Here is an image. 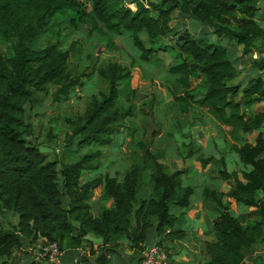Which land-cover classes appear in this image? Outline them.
I'll list each match as a JSON object with an SVG mask.
<instances>
[{
	"label": "trees",
	"instance_id": "16d2710c",
	"mask_svg": "<svg viewBox=\"0 0 264 264\" xmlns=\"http://www.w3.org/2000/svg\"><path fill=\"white\" fill-rule=\"evenodd\" d=\"M125 2L0 0V40L12 45L10 56L0 52V214L18 216L12 228L0 227V260L9 259L24 242L33 246L38 240L57 244L62 256L64 250L79 249L84 244L92 247L89 238L93 237L101 240L102 248L95 260L87 262L110 264L109 252L116 251L124 240L142 253L144 245L162 247L163 242L181 240L186 233L175 229V223L191 209L195 189L182 183L183 171L169 169L165 152L153 153L139 143L143 154L120 181L105 176L81 182L86 164L100 157L102 148L112 145L120 123L133 116L132 109L122 113L117 106L120 93L130 101L129 94L119 89L120 85H130L129 66L110 62L100 68L99 77L106 85L100 98L93 95L81 116L67 120L71 127L66 136L68 146L78 138L81 146L98 147L94 154L59 170L56 161H49L29 143L32 126L25 105L34 93L53 85L58 100L71 94L84 76L70 67L73 45L64 49L61 40H56L41 50L33 48L41 32L67 24L73 31L87 29L93 40L124 36L145 64H150L157 52L155 45H164L168 35L174 37L169 50H175L176 56L166 75L177 112L194 110L228 127L239 143L231 145V152L243 165L239 174L220 170L219 178L233 185L228 195L209 188L201 194L204 201L214 204L216 212L214 241L204 246L203 264H245L254 246L264 242V112L255 110L264 103V28L256 20L258 0H157L148 6L139 2L135 11ZM186 20L209 27L219 42L194 37L186 28L181 31ZM142 33L146 34L145 41L139 37ZM222 39L240 48L242 57L251 58V69L245 71L251 77L241 88L229 86L238 69ZM253 54L258 58L253 59ZM200 78L204 90L196 98L191 83ZM239 93L241 99L236 101ZM253 132L257 133L253 144L241 140ZM213 161L212 156L198 160L203 170ZM146 171L152 187L147 199L139 196ZM99 190L102 201L110 202V207L93 216L90 200ZM233 205L254 209L255 219L246 223L232 212ZM171 206L181 213L172 214ZM150 232L154 233L153 244L148 243ZM135 261L140 264V255Z\"/></svg>",
	"mask_w": 264,
	"mask_h": 264
},
{
	"label": "rangeland",
	"instance_id": "374dc122",
	"mask_svg": "<svg viewBox=\"0 0 264 264\" xmlns=\"http://www.w3.org/2000/svg\"><path fill=\"white\" fill-rule=\"evenodd\" d=\"M141 1L147 6L149 3H157V0H126L125 6L128 5L126 7L135 11L136 4ZM262 1L258 8L261 9V14H264V0ZM262 19L256 18L264 28V19ZM180 28L181 31L186 28L192 36L204 38L210 43L219 42L209 27L194 20H186ZM139 37L142 41L147 39L145 33ZM56 40H61L64 49H69L71 45L74 46L75 52L70 55V67L73 72L84 74L80 79L81 84L71 94L58 100L55 99L57 88L53 85L47 86L44 92L34 93L33 99L25 105V114L27 121L32 126V134L28 138L29 143L37 146L49 161H56L59 170L79 162L84 156L92 155L98 150L95 145L81 146L78 143V138H74L72 144L68 146L66 136L71 133V127L67 120H76L81 116L93 95L100 98L99 94L105 90L106 85L99 77L98 71L110 62H117L129 66L132 75L129 86L120 85L119 87L121 92L125 91L129 94L130 101H127L126 97L120 93L117 106L122 113H125L129 108L132 109L133 116L125 118L120 123V132L113 137L112 145L102 148L101 156L86 164L81 175V182L84 184L96 177L104 178L105 176L116 177L120 181L130 165L142 156L143 150L138 145L142 143L153 153L165 152L171 171H183L182 183L195 189V194L191 199L194 213L198 207H201L203 199L200 197L205 188L226 192L224 193L226 195L230 193L233 189L232 183L221 180L219 172L222 169L228 173L239 174L241 172L243 165L239 162L237 155L231 152V145L239 143L231 137L228 127L220 126L209 115H201L194 110L187 114L177 112L171 94L172 85L167 81L166 75V69L176 56L175 50H169L175 40L172 35H168L164 39V45L154 46L157 52L150 58V64L139 61L137 52L124 36H112L108 41L106 39L93 40L92 34L88 35L87 29L73 31L67 24L61 28L51 27L41 32L33 48L41 50ZM221 42L227 46L229 57L238 69V74L229 83V86L239 85L241 88L251 77L250 72H245L251 69V58L242 57L240 48L225 39H222ZM11 46L10 42L0 40V52L5 56L12 54ZM252 58H258V56L253 54ZM191 88L195 89L196 98H199L204 90L203 78L193 80ZM240 99L241 94L239 93L235 100L239 101ZM255 108L256 111L264 112V103ZM256 134L253 132L241 140L253 144ZM209 156L214 157V161L203 171L198 160L200 157ZM219 160L224 162V165ZM148 179L149 172L146 171L143 174L142 190L139 195L145 199L149 198L152 193ZM227 199L228 196L224 197V200ZM90 206L93 216H97L101 208L110 207V202L102 201L99 190L93 193ZM170 210L175 215L181 212L175 206H171ZM202 212H199L200 216ZM17 221L18 216L16 215L0 214V227L12 228ZM152 222L155 224L156 220L154 219ZM205 225L206 222L203 227ZM197 227V221L191 218L175 223V229L181 228L187 231L186 241L192 240L193 236L200 231ZM153 235L154 233L150 232L149 244L155 242ZM89 239L92 240V247L84 244L85 246L79 249L64 250L58 264H85L89 263L88 260H95L96 253L102 248V242L98 238L90 237ZM184 241L182 242L184 243ZM186 241L185 243H187ZM166 245L167 242H163L162 247L164 248L162 249L170 262L168 264H201V261L192 255L194 252L195 254L197 251L200 252V249L204 250L201 243L196 242L193 245H188L189 249L186 251L181 247L184 250L182 253L179 248L174 246L169 248ZM148 246L151 245H144V248ZM132 252L135 255L130 257ZM109 254L110 264H135V259L141 253L131 249L128 242L124 240L116 251L109 252ZM36 256L37 251L33 244L24 242L23 246L14 251L9 259L0 260V264H30L38 261ZM254 264H264V257L262 260H256Z\"/></svg>",
	"mask_w": 264,
	"mask_h": 264
},
{
	"label": "crops",
	"instance_id": "0c3cea01",
	"mask_svg": "<svg viewBox=\"0 0 264 264\" xmlns=\"http://www.w3.org/2000/svg\"><path fill=\"white\" fill-rule=\"evenodd\" d=\"M262 2H263L262 0H258V5L262 4ZM258 9H259V11H258V14H257L256 17L257 18H263L264 19V14H261V9L260 8H258ZM261 112H263V111H261ZM205 170L206 169H204L203 171H205ZM222 193H226V192H222ZM192 207L193 206H192V203H191V209H189L185 213V215L183 216V218L180 221H182V220H184V221L185 220H189V218H191L192 220L197 221V225H198L197 228H199L200 231H198L197 234L193 236L192 240L189 239L188 241H186V239H187V231H186L184 238L181 239V240L182 241L185 240L187 243H185V241L183 243L181 240H176V241H173V242H169L168 241L167 242V245H166L169 248H172L173 246L179 248V250L181 251V253L184 252V250L181 249V247L184 248L185 251H186V249L187 250L189 249V248H187L188 245H193L196 242L197 243L199 242L203 246H205L204 244H206L208 242L214 241L213 231H212V223H213V220L216 217V212H215V209H214V204L212 202H210V201H204V200H202L201 207H198L197 210H195L196 211L195 213H194V210L192 209ZM200 211H203L201 216H200V213H199ZM232 212L235 215L242 217L245 220L246 223L252 222L255 219V217L253 216L254 209H250V208L247 209V208H243L242 206L239 207V206L233 205ZM180 213L181 212H179V214ZM205 222H206V225H205V227H203V224ZM201 228H202V230H201ZM98 244H100V243H98ZM185 245H186V247H185ZM200 250H201L200 252L197 251L196 254L194 252V254H192V255H193L194 258L196 256V258L199 259L198 261H201L200 263L203 264L204 261H205V259H206L205 258L206 255H205V253L203 254V251H204L203 249H200ZM200 253H202L201 256H200ZM132 255H135L134 252H132L130 254V257ZM187 256H189V255H187ZM133 257H135V256H133ZM263 257H264V242L261 243V244H257V245L254 246L253 252L250 253L247 256V258L245 260V264H254V262L256 260H259V259L262 260ZM61 258H62V256H61ZM183 260L188 261V260H186V258H183ZM85 264H90V263H85ZM135 264H136V261H135ZM192 264H195V263H192Z\"/></svg>",
	"mask_w": 264,
	"mask_h": 264
},
{
	"label": "built area",
	"instance_id": "2783aa9c",
	"mask_svg": "<svg viewBox=\"0 0 264 264\" xmlns=\"http://www.w3.org/2000/svg\"><path fill=\"white\" fill-rule=\"evenodd\" d=\"M34 248L37 251L36 259L38 261L50 264L59 263L61 252L59 251L57 244H45L43 240H38L34 244ZM140 257V264H168V258L165 251L158 245H151L144 248Z\"/></svg>",
	"mask_w": 264,
	"mask_h": 264
}]
</instances>
